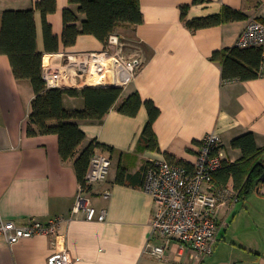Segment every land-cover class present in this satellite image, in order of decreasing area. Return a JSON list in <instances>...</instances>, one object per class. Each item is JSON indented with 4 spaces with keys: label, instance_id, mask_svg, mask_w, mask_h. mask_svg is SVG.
<instances>
[{
    "label": "crops",
    "instance_id": "crops-1",
    "mask_svg": "<svg viewBox=\"0 0 264 264\" xmlns=\"http://www.w3.org/2000/svg\"><path fill=\"white\" fill-rule=\"evenodd\" d=\"M41 0H0V14L8 10L32 8ZM143 23L122 26L131 42L141 45L145 63L136 78L123 89L119 101L139 93L161 111L153 129L160 151H150L139 143L148 121L142 107L136 117L111 110L101 122H78L86 140L78 154L91 142L112 160L106 180L91 186L84 196L106 220L89 221L84 213H72L81 183L75 159L64 161L59 154L57 135L29 136L27 127L35 94L29 81H19L10 60L0 54V216L18 225L33 218L42 222L63 216V236L57 244L50 237L36 236L9 244L0 236V264H48V259L66 248L74 264H264V183L251 195L229 199L219 209L220 229L213 254L197 262L188 248L172 242L165 257L145 253L148 245L164 246L166 241L153 232L155 201L143 188L147 166L167 160V154L189 166L197 162L204 139L219 137L224 159L242 157L231 143L253 133L264 148V76L248 81H223V67L213 60L215 52L231 49L252 19L264 23V0H139ZM57 10L48 16L54 34L61 39L63 12L78 7L69 0H56ZM186 21L216 15L224 7L247 16L216 27L191 30ZM84 20L83 15H78ZM37 47L45 52L42 16L35 13ZM105 44L93 36L81 35L75 46L60 52L100 51ZM59 52V53H60ZM58 54V53H57ZM50 55V54H49ZM67 110H81L84 99L65 97ZM77 154V155H78ZM130 175L126 184L116 183L118 172ZM219 189L213 182L205 190ZM109 198H105V194Z\"/></svg>",
    "mask_w": 264,
    "mask_h": 264
},
{
    "label": "trees",
    "instance_id": "trees-1",
    "mask_svg": "<svg viewBox=\"0 0 264 264\" xmlns=\"http://www.w3.org/2000/svg\"><path fill=\"white\" fill-rule=\"evenodd\" d=\"M70 5L78 7V13L67 8L63 12V33L59 39L53 32L48 16L57 10L56 0H41L30 9L8 10L0 14V54L9 58L14 76L19 81H29L35 97L29 115L27 134L57 135L59 154L64 161L75 159L78 180L85 184L91 159L98 148H106L97 141L78 154L86 140L85 132L78 122H101L111 110L122 115L136 117L141 108L148 112V121L139 143L150 151H160L153 129L161 111L152 101H143L139 93H133L119 103L123 89L113 87H85L76 89H47L43 79L44 61L47 55L57 54L61 49L76 45L81 35L93 36L106 44L109 36L117 33L122 26H137L143 23L139 0H69ZM188 7H182V19L186 21ZM42 16L45 52L37 47V26L35 13ZM78 15H83L80 20ZM247 16L242 12L224 7L216 15L186 21L191 30H199L223 24L243 21ZM213 60L223 67V81H248L259 78L262 53L256 48L240 49L237 46L215 52ZM84 99L81 110H67L65 97ZM231 147L239 149L242 157L235 162L225 161L215 171L212 182L217 188L233 189L238 199L243 200L255 192L263 183L264 148H259L253 133H247L232 141ZM78 154V155H77ZM167 161L174 165L192 169L183 161L167 154ZM125 170H120L116 179L118 184L130 180Z\"/></svg>",
    "mask_w": 264,
    "mask_h": 264
},
{
    "label": "built area",
    "instance_id": "built-area-1",
    "mask_svg": "<svg viewBox=\"0 0 264 264\" xmlns=\"http://www.w3.org/2000/svg\"><path fill=\"white\" fill-rule=\"evenodd\" d=\"M236 46L240 49L256 48L262 53L259 69L264 76V23L252 19L240 34ZM114 48V50H111ZM145 63L141 45L131 42L118 33L109 36L105 48L100 51L69 52L47 55L43 67V79L47 89H76L85 87L126 88L137 76ZM224 159L220 139L210 134L202 142L197 162L192 169L174 165L167 160L154 161L145 171L143 188L155 201L153 232L166 241L164 246H150L145 253L158 259L165 257L172 242L190 250L191 258L202 262L213 254V244L220 229L219 209L228 201L227 190H205L211 184L215 171L221 168ZM112 160L103 152L96 151L81 184L73 208V215L84 213L89 221H105L106 211L91 205L87 190L106 180ZM109 198V194H105ZM232 200L238 201L237 193ZM67 220L63 216L42 222L33 218L23 225L4 220L0 216V236L9 244L36 236L50 237L57 244L63 238L60 228ZM66 248L60 247L48 264H74Z\"/></svg>",
    "mask_w": 264,
    "mask_h": 264
},
{
    "label": "rangeland",
    "instance_id": "rangeland-1",
    "mask_svg": "<svg viewBox=\"0 0 264 264\" xmlns=\"http://www.w3.org/2000/svg\"><path fill=\"white\" fill-rule=\"evenodd\" d=\"M121 33H118L121 37H123V38H125V39H127L128 40V38L129 37H127L124 33H125V31L124 30H121L120 31ZM111 50H114V48H111Z\"/></svg>",
    "mask_w": 264,
    "mask_h": 264
},
{
    "label": "water",
    "instance_id": "water-1",
    "mask_svg": "<svg viewBox=\"0 0 264 264\" xmlns=\"http://www.w3.org/2000/svg\"><path fill=\"white\" fill-rule=\"evenodd\" d=\"M262 180L264 181V175H263V177H262Z\"/></svg>",
    "mask_w": 264,
    "mask_h": 264
}]
</instances>
